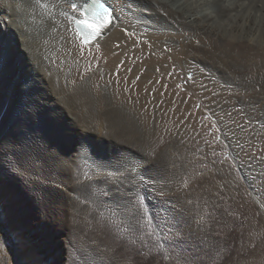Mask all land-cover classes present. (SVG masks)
I'll return each instance as SVG.
<instances>
[{
	"label": "bare ground",
	"instance_id": "bare-ground-1",
	"mask_svg": "<svg viewBox=\"0 0 264 264\" xmlns=\"http://www.w3.org/2000/svg\"><path fill=\"white\" fill-rule=\"evenodd\" d=\"M88 1L0 0V264H20L22 256L26 264H38V258L46 264H81L79 258L112 264L115 247L127 248L119 239L123 234L153 253L163 252L169 264L182 256L193 264L216 256L225 264H264V155L251 156L256 142L264 141V76L251 91L245 71L230 74L220 59L245 49L238 62L233 55L237 69L252 67L264 75V0H103L114 9L111 24L84 44L73 22L84 18ZM199 100L202 113L225 115L214 131H223L219 144L230 151L234 175L213 167V159L192 158L197 147L185 136L195 124L181 126V107ZM94 103L101 107L98 123L90 114ZM162 132L168 134L164 143L152 140ZM145 144L160 146L146 157ZM138 156L149 161L142 171ZM13 160L21 174L9 166ZM172 163L176 167L170 169ZM120 164L125 166L117 171ZM182 166L192 175L188 187L177 180ZM88 170L85 181L81 173ZM199 170L207 172L204 177ZM225 202L234 212L244 208L237 217L245 221L238 240L224 245L233 254L221 248L217 253L221 243L213 230L206 235L203 224L217 227L220 236L218 208ZM205 203L209 210L203 215ZM226 219L229 229L233 219ZM86 224L90 236L79 233ZM8 227L22 249L12 245ZM151 231L154 239L146 235Z\"/></svg>",
	"mask_w": 264,
	"mask_h": 264
},
{
	"label": "rangeland",
	"instance_id": "rangeland-1",
	"mask_svg": "<svg viewBox=\"0 0 264 264\" xmlns=\"http://www.w3.org/2000/svg\"><path fill=\"white\" fill-rule=\"evenodd\" d=\"M165 18H167V19H171L172 17H171V15L170 14H167L166 16H165ZM177 18H180V15H177ZM196 41L198 42V43H200V39H198V38H196ZM234 51H236V50H234ZM234 51H229L230 53V55L229 56H227V58H226V56H223L222 58H220L221 59V61L224 59V60H226L227 61V63H226V61H224L223 60V62L225 63V65H226V68H225V70H229V71H227V72H229L230 74H231V71H235V70H238V71H241L242 73L244 72V73H246V75H247V79L246 80H248V81H246L247 82V85H250V90L251 91H253V90H255V89H259L261 86H259L258 87V85H260L259 83H261L262 82V80L261 79H263V76L264 75H262V73L260 72L259 73V71H254L255 69L254 68H252L253 70H251V68H249L248 70H247V68H245V70L244 69H237V67H236V64H237V62H238V60L245 54L244 52H245V49L243 50V49H237V51H236V53L238 54L240 51L242 52V53H239L238 55H236V54H234L235 52ZM244 51V52H243ZM149 52H147V54H148ZM232 53V54H231ZM241 54H242V56H241ZM90 55V54H89ZM231 55H232V57H231ZM233 55H235L236 56V58H234L233 57ZM238 56H241V57H238ZM86 57H89L88 56V54H85V56L83 55V58H86ZM145 57H146V54H145ZM229 57H231V58H229ZM83 58H81V59H83ZM226 58V59H225ZM236 59L237 60V62H236V60H233V59ZM140 58L139 57H137V60H139ZM229 59H231L230 60V62H229ZM20 60V61H19ZM234 62H233V61ZM22 61H23V58H19L18 59V63L20 64V63H22ZM229 62V63H228ZM232 62V63H231ZM235 65H234V64ZM230 64H231V66H233V67H231L230 68ZM233 64V65H232ZM93 66V65H92ZM228 66H229V68H228ZM225 67V66H224ZM238 67H240V66H238ZM233 68H236V69H233ZM146 67H144L143 69H142V72L144 73L145 71H146ZM251 71H254L255 72V74L252 72V73H250ZM87 72V71H86ZM92 72V71H91ZM247 72L248 73H250V74H247ZM77 73V72H76ZM173 73H174V71H173ZM261 74V75H260ZM117 75V74H116ZM190 75H192V73H190ZM250 75H251V77H250ZM118 76V75H117ZM172 76V73L171 74H169V78ZM254 76H255V78H254ZM258 76V77H257ZM261 76V77H260ZM253 78V79H252ZM252 79V80H251ZM136 81H140V80H138L137 79V77H136ZM185 81H188V80H185ZM250 81V82H249ZM257 82H259V83H257ZM250 83V84H249ZM252 84L254 85V86H257V87H253L252 86ZM170 84H166V90H168L169 89V86ZM176 87H178V88H181V89H183L182 87H180L179 86V84H177L176 85ZM186 90V89H185ZM190 99H191V97H188L186 100H188V101H190ZM241 99H243V98H241ZM205 101H207L208 100V98L207 99H204ZM203 100V101H204ZM187 101V102H188ZM79 102H81L80 104H82V103H84L85 101H79ZM186 102V104L184 105L185 107H181L182 108V111H181V115L183 116L184 115V122H183V124L181 125V126H183L184 128H187V129H189L190 127L192 128V126H193V128L192 129H194L192 132H190L189 134H188V136H185V138L187 139V143H189V144H191L193 147H197V148H195L196 149V155L194 154L193 155V157L192 158H196L197 156H198V158L200 159V158H202V160H206L207 161V159L208 160H212L213 162H214V166L213 167H216L217 165H218V167L216 168V169H218V170H220L221 172L223 171V173H226V174H230L231 175V173L233 174L234 173V171H235V168H233V167H237V166H235V165H233V164H235V162L234 161H232V159H230L229 157H230V151L229 150H227V152H226V150L224 149V148H221V144H219V143H221V141H220V139L222 140V137L223 136H221V135H223V131H219L218 133H215L216 131H218V129H217V125H215V124H218L217 122H221V121H225L226 119H225V115L224 114H222L221 116H218L219 115V112L217 111L215 114L213 113L212 114V110L211 111H209L210 112V114H209V112L208 111H206V112H208L207 114H206V112H204V113H202L201 112V110H202V106H203V103L201 104V101L199 100V101H197L198 102V106H197V102H195L196 103V105H195V103L194 104H192L191 105V107L190 106H188L189 105V102L187 103ZM191 102V101H190ZM200 102V103H199ZM242 102H243V100H242ZM195 106V107H194ZM90 108H91V110H90V114L92 115V116H94V118L95 119H97L98 121H96L97 123L99 122V115H100V105L98 104H96V103H94V104H91L90 106H89ZM183 108H186V109H183ZM97 109V110H96ZM188 109V110H187ZM99 111V112H98ZM191 111H193L192 113H191ZM200 111V112H199ZM189 112L191 113V115L189 114ZM197 112H199V113H197ZM197 113V114H196ZM97 114H99V115H97ZM189 114V115H188ZM199 114H201L202 115V117L201 118H199L201 115H199ZM205 114V115H204ZM186 115H188V116H186ZM196 117H195V116ZM215 115V116H214ZM198 116V117H197ZM206 116V117H205ZM214 116V118H212V117ZM193 117H194V119H193ZM209 117H211V118H209ZM192 118V119H191ZM196 118V119H195ZM218 120H217V119ZM187 119V120H186ZM192 121H191V120ZM217 120V121H213V120ZM223 119V120H222ZM182 120V121H183ZM190 120V121H189ZM193 120H194V122H193ZM196 121H197V123H196ZM228 121V120H227ZM226 121V122H227ZM190 122V123H189ZM199 122V123H198ZM200 122H201V124H202V126L200 125ZM203 122V123H202ZM214 122V123H213ZM216 122V123H215ZM259 122V120H255L254 121V124H257ZM191 123H193V124H191ZM201 127H200V126ZM206 125V126H205ZM206 128H205V127ZM199 127V128H198ZM204 127V128H203ZM214 127V128H213ZM201 128V129H200ZM209 128V129H208ZM216 129V131H214ZM201 130V131H200ZM203 130H205V135L203 136V137H201L200 135H202L203 134ZM213 130V131H212ZM195 131L197 132V133H195ZM212 132V134H211V132ZM202 132V133H201ZM163 133V134H162ZM161 134H159V135H161V137H164V138H162V140L164 139L165 141H166V139H167V132H162ZM199 133V134H198ZM211 135H210V134ZM214 133V134H213ZM222 133V134H221ZM117 134L119 135V138H122V137H125L124 138V140L126 141L127 140V145L129 144V145H133L134 146V148H135V145L134 144H136V147H138L137 146V144L138 143H134L133 142V139H129V137L128 136H124V135H122L121 133H119V132H117ZM132 135V134H131ZM158 135V139L156 138V135L155 134H152L151 136H152V140H154V141H156V140H158V141H156V143L158 142V143H160L161 142V144L162 143H164L165 141L163 140H159V136ZM184 135H185V132H184ZM196 135H198V136H196ZM207 135H208V138H206L207 137ZM214 135V136H213ZM151 136L149 135L148 136V138H150L151 139ZM160 137V138H161ZM188 137V138H187ZM199 137H201V138H199ZM211 139H210V138ZM154 138V139H153ZM218 138V139H217ZM199 139V140H198ZM202 139H205V140H202ZM197 140V141H196ZM211 140H212V142H211ZM219 140V141H218ZM130 141V142H129ZM208 143H206V142ZM131 142H133V143H131ZM218 142V143H217ZM199 143V144H198ZM207 144L206 146H205V144ZM193 144H195V146L193 145ZM211 146H210V145ZM216 144V145H215ZM261 144H262V146H261ZM156 145V144H155ZM200 145V146H199ZM159 146L160 145H156V147L154 146L153 148L150 146L149 147V145L147 146V144H145V146H144V153L146 154V152H147V154L145 155L146 157H147V155H151V154H154V152L152 151V150H155V149H157V148H159ZM201 146H203V147H201ZM208 146H210V147H208ZM256 146H258V147H256ZM148 147H149V149H148ZM199 147H201V149L199 148ZM230 145L228 146V149H230ZM251 147H253V145H250V147H249V149H250V151H251ZM254 147H256V149L254 148L253 149V154L251 155V156H255V154L254 153H256L257 152V155H256V157H261L262 155H264V141L263 142H261V141H259V144H258V142H256V144L254 145ZM261 147V148H260ZM139 148V147H138ZM205 148V150H202V149H204ZM198 149V150H197ZM200 149V150H199ZM210 149V150H209ZM212 149V150H211ZM231 149H232V147H231ZM255 150V151H254ZM200 153H199V152ZM202 151H204V152H202ZM229 151V152H228ZM260 151V152H259ZM261 151H262V153H261ZM218 152V153H217ZM226 152V153H225ZM243 152V151H242ZM207 153V154H206ZM214 153V155H215V158H213L214 156L212 155ZM225 153V154H224ZM241 153V152H240ZM204 154H206L207 156H206V158H205V155ZM224 154V155H223ZM202 155V157H200ZM209 155H211V156H209ZM260 155V156H259ZM196 156V157H195ZM210 158H209V157ZM208 157V158H207ZM190 158V157H189ZM217 158V159H216ZM197 159V158H196ZM229 159V160H228ZM204 160V161H205ZM224 162H223V161ZM227 160H228V163H227ZM231 160V161H230ZM186 162H188V165H184L186 168L187 167H190L189 165H190V161H186ZM184 163V164H187V163ZM215 162H218V163H215ZM221 162V163H220ZM230 162V163H229ZM234 162V163H233ZM208 163V162H207ZM175 166H174V165ZM215 164H217V165H215ZM171 166V167H170ZM173 166V167H172ZM184 166H182V167H180V169L178 168L177 170L179 171V173L181 172V174H179L178 173V171H177V176H179L178 178H177V180L178 181H181L182 183H180V184H182L183 185V187L185 186V187H188L189 185L188 184H192V182H190V181H192V180H190L191 179V176H189L190 175V172H189V174H187V169L184 167ZM174 167H176V164L175 163H172V164H170L169 165V168L171 169H173ZM226 167V168H225ZM84 169H85V167H84ZM183 169H184V171H183ZM185 174H184V173ZM237 172V171H236ZM83 173H84V171H83ZM83 173H81V177H82V179L83 180H85V181H87V180H89V170L87 171V174H84L83 175ZM114 174H115V172H113ZM204 172V170L202 171H198V176L200 177V178H202V177H204V175L207 173H205ZM188 175V176H187ZM234 175V174H233ZM187 176V177H186ZM236 176H237V173H236ZM238 178H239V176H237ZM135 179H138V175H136L135 176ZM184 179H185V181H187V179H189L187 182H185L184 181ZM240 181V182H239ZM261 181H263L264 182V175L262 176V179H261ZM262 182V183H263ZM187 183V184H186ZM238 183L240 184V185H244V183H243V181H242V183H241V180H239L238 179ZM187 185V186H186ZM246 188V187H245ZM134 189V190H133ZM133 189H131V191H134L135 192V187H133ZM133 192V193H134ZM133 193H132V195H133ZM134 197H135V193H134V195H133ZM10 197H12L11 196V193H10ZM138 197V196H137ZM139 198V197H138ZM248 198H251L249 195H248ZM140 199V198H139ZM28 201H31V198H30V200H28ZM250 201H252V200H250ZM240 203V202H239ZM238 203V204H239ZM208 203H205L204 205V208H205V210H204V212H202L203 213V215H205V213L207 212V210H209L208 208H209V204L207 205ZM237 204V205H238ZM229 206H228V204L225 202L223 205H221L219 208H218V210L222 213V214H220V215H218V216H221L219 219L221 220L219 223H220V226H222L223 227V229H224V232H223V230L221 231V233H219L220 234V236L219 235H216L217 234V227L215 228V226H211L208 222H206L205 220L203 221V224H205V226L207 227L206 228V235H209V233H211L212 232V230H213V233L215 234L214 235V237H216L217 236V239H218V241L221 243L220 245V247H218V250L216 251L217 253L219 252V251H224V249L226 250V251H228V247H230V246H228L227 248H226V246H227V244H226V246H224L225 245V243H229V244H234L237 240H238V238H239V236H240V233L238 232V231H241V229H242V227L245 225L244 223H243V221L244 220H239V218H237V217H241V215H242V212L243 211H241V210H243L244 208H243V206H239V207H237V208H235L237 211L236 212H234L235 210H232V209H230V210H228L227 208H228ZM242 207V208H241ZM220 209H222V210H220ZM240 209V210H239ZM32 211H33V209H32ZM108 211H111L110 209H104V213H106V212H108ZM230 211V212H229ZM223 212H225V213H223ZM233 212V213H232ZM239 212H240V214H239ZM202 213H201V216H202ZM238 214V215H236V214ZM112 214H113V216L115 217V215H116V213L114 214V212H112ZM229 214V215H228ZM231 214V215H230ZM234 215H236L235 217H234ZM201 216H200V218H201ZM217 216V215H216ZM227 216H229V219H233L232 220V226L229 228V229H227V226H226V221H227V219H226V217ZM232 216V217H231ZM198 218V217H197ZM200 218H198V219H200ZM1 219H2V217H1ZM197 219V220H198ZM218 219V220H219ZM237 221H236V220ZM233 221H236V222H233ZM240 221V222H239ZM258 221H260V219H258ZM225 222V223H224ZM237 222H239V223H237ZM245 222V221H244ZM44 222L42 221V222H40V225H42ZM225 224V225H223V224ZM242 223V224H241ZM234 224V225H233ZM238 224V225H237ZM239 224L240 225H242V227L241 226H239ZM11 226V225H10ZM87 226V227H86ZM210 226H211V228H210ZM84 227H85V230L84 229H81V228H79L80 229V231H79V233L80 234H85V232H86V229H88V225L86 224V225H84ZM213 227V228H212ZM237 228H239V229H237ZM82 230V231H81ZM209 230V231H208ZM229 230V231H228ZM35 231V230H34ZM85 231V232H84ZM83 232V233H82ZM238 234H237V233ZM35 233V232H34ZM71 233H73L74 234V231H72ZM122 233H124V232H122ZM223 233V235H221ZM31 234H32V232H31ZM72 234V235H73ZM88 232H86V236H88ZM151 234H152V231L151 232H149V233H147L146 235H148L149 237H151L152 239H154L152 236H151ZM235 234V235H234ZM6 235H7V237L10 239V241L12 242V245H14L15 246V249H17V247H20V249H22L21 248V245L19 244V241H18V239H17V237H16V234L14 233V230L12 229V227H8L7 229H6ZM125 234H123V235H121L120 237H119V239L121 240V241H123V242H125L126 244V249L123 251V249H119V248H121V246H119V248L118 247H115V249H114V251L115 252H113L112 253V257H113V259L114 260H112V264H169V263H166L165 262V259H164V256H163V252H156L155 253V251H154V253L153 252H151L149 249H147L146 247H141V246H139V244L138 243H136V242H133L132 240H133V237H127V236H124ZM230 235V236H229ZM238 235V236H237ZM89 236H90V234H89ZM225 236V237H224ZM232 236H234V237H232ZM123 237H127V238H123ZM236 237V238H235ZM130 238V239H129ZM231 238V239H230ZM124 239V240H123ZM232 240H234V241H232ZM176 241H178L177 240V238L175 239V242ZM186 241V240H185ZM187 242V241H186ZM232 242V243H231ZM81 243H82V241H81ZM136 244V245H135ZM152 244L154 245V247L158 250V249H160V250H162L161 249V247L160 246H158V245H156L155 244V242H154V240H153V242H152ZM124 245V244H123ZM183 245V244H182ZM181 245V246H182ZM22 246H24V245H22ZM181 246H179V247H177V248H174V252H180V247ZM224 248H223V247ZM88 247V248H87ZM87 247H84V250H88V249H90L89 248V246H87ZM246 248H247V246H245ZM87 248V249H86ZM94 248V247H93ZM189 248V247H188ZM187 248V249H188ZM220 248L222 249V250H220ZM78 251H79V249L78 248H76ZM83 248H81V252L82 253H84V251L82 250ZM143 249V250H142ZM147 249V250H146ZM249 249V248H248ZM232 250V249H231ZM245 250V249H244ZM25 251V250H24ZM65 251H66V253H67V251H68V249L66 248L65 249ZM26 252V251H25ZM81 252L79 251V253L81 254ZM230 254H233V250H232V253H231V251L229 250L228 251ZM187 253V252H186ZM184 255V254H183ZM217 255H219V254H217ZM169 256H171V255H169ZM39 257V256H38ZM84 257V256H83ZM145 257V258H144ZM84 258H86V257H84ZM83 258V259H84ZM192 258H193V256H192ZM21 261H20V264H26V256H22V258L20 259ZM79 260H81V261H79V262H81V264L83 263L82 261V259L81 258H79ZM218 260V261H217ZM5 261V260H4ZM37 261H38V264H46V262L43 260V259H41V258H38L37 259ZM118 261V262H117ZM122 261V262H121ZM222 261V262H221ZM94 261H92L91 263H83V264H98V263H93ZM114 262V263H113ZM124 262V263H123ZM175 263H177V264H193V262H191L189 259H185L184 258V256H182L178 261H175L174 263H171V264H175ZM19 264V263H18ZM203 264H225V261L222 259V260H220V259H218L217 258V256L213 259V261L211 260V261H209V262H204Z\"/></svg>",
	"mask_w": 264,
	"mask_h": 264
},
{
	"label": "snow or ice",
	"instance_id": "snow-or-ice-1",
	"mask_svg": "<svg viewBox=\"0 0 264 264\" xmlns=\"http://www.w3.org/2000/svg\"><path fill=\"white\" fill-rule=\"evenodd\" d=\"M76 7L77 4L75 2H72L73 10H75ZM81 15L84 18L77 19L75 23L79 28L80 33L84 37L85 44L92 43L101 33V31L107 26H110L111 24V16L107 13L106 9H102L100 7L85 8L84 12H82ZM3 147H4L3 142L0 141V152L3 151ZM81 151H86L88 152L89 155H91L90 150L87 148L86 145L81 146ZM148 163L149 161L145 160L143 156L136 157L137 168H139L141 171ZM9 166L12 167L15 171H17V174H21L23 172V169L20 167L19 163L14 160L9 161ZM124 166H125L124 164L118 165L117 171H119V168ZM151 166L154 170L159 171L158 162L156 161L151 162ZM135 170L136 169H133V171Z\"/></svg>",
	"mask_w": 264,
	"mask_h": 264
}]
</instances>
